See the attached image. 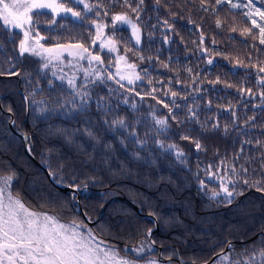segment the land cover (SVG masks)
Returning a JSON list of instances; mask_svg holds the SVG:
<instances>
[{
	"label": "trees",
	"instance_id": "1",
	"mask_svg": "<svg viewBox=\"0 0 264 264\" xmlns=\"http://www.w3.org/2000/svg\"><path fill=\"white\" fill-rule=\"evenodd\" d=\"M146 3L150 9L152 0H146ZM162 3L169 5V8L161 7V20L170 18L169 12L178 13L174 27L179 35L169 33L175 42L164 44L161 33L167 30L158 27L151 50L143 43L140 47L144 49L145 56L155 57L159 49L160 60L167 62L171 57L169 68L172 70L153 60L151 63L146 61L140 64L137 71L148 67L154 81L163 80L166 84L172 78L170 87L181 96L189 95L187 101L177 98V103L181 105L177 110L180 119L188 114L184 105L192 106L195 98L200 122L207 121L211 125L218 120L221 128L214 132L204 131L199 123L187 122L181 125L169 120L170 129L165 135L159 136L149 114L150 106H155L158 116L166 115L167 109L156 105L151 98L140 101L139 97H132L138 104L139 111L120 104L119 108H115L114 114L107 117L97 111L94 103L87 115L69 110L70 105L61 108L53 101L58 98L70 100L71 90L66 83L61 84L56 80L49 70H42L38 74L40 62L26 54L20 58L15 70L30 75L0 76V103L3 108L0 109V174L15 173L13 190L19 192L30 208L54 213L65 221H84L81 213L74 209L75 197L71 198L68 192L54 187L27 157L21 138L9 131V115L5 111L11 109L9 112L13 115V127L28 135L31 153L50 173L56 174L52 175L53 178L67 185L87 186L85 192L79 195V202L89 219L97 216L99 207L108 198L125 196L141 212L154 216L158 224V230L151 235L155 246L152 245L150 250L145 251V259H157V246H160L163 258L172 256L171 262L161 261V264H183L179 259L199 263L221 250L226 241L233 242L237 252L242 251L245 246H260L261 241H264V193L248 189L240 183L238 188L243 189L244 194L234 197L232 203L228 204L223 195L212 197V191L219 189V182L209 180L204 172L211 164L220 166V175H228L220 161L226 159L231 164L234 152L240 148L238 141L245 139L237 137L234 131L227 135L223 131V125H231L232 122L231 112L225 111L230 104L241 123L246 116L253 114H256L258 124L264 123V112L260 108L251 107L252 104L261 103L259 96H242L238 92L240 87L259 91L255 84V71L237 63L241 61L248 64L249 54L252 62L264 60V51H255L251 45L258 44V41H253L251 36L241 35L242 29L251 26L241 10L229 12L227 8L219 9L217 15L213 14L211 7L207 12L201 10L200 0H162ZM122 10L119 6L112 9ZM148 15L153 17L151 23H156L157 13L148 12L144 18L147 19ZM189 18L193 23L188 22ZM218 18L221 20L220 28L216 27ZM74 25L72 35L80 33L87 37L90 25L75 22ZM232 28L236 31H232ZM201 31L205 36L203 47L209 50L207 53L198 50ZM42 34L50 35L44 30ZM129 34L120 33L124 36ZM55 35L60 36L61 40L69 37V33L64 30ZM213 40L216 41L215 44L212 43ZM5 44L7 55L17 56L12 51L13 45L7 42ZM129 55L130 59L135 60V56ZM209 58L213 60L212 64L207 63ZM3 60L4 56L0 55V61ZM3 67L9 68L10 64L5 62ZM187 68L192 69L191 74L186 71ZM218 77L220 82L216 83ZM177 78L181 81L180 84L175 83ZM193 78H196L195 84ZM49 80L53 81L55 90L49 85ZM185 84L189 87H185ZM228 84L232 87H227ZM109 86L117 87L112 82H109ZM150 87L145 80L138 90ZM155 87L161 89V92L167 91V87L160 84H155ZM196 88L200 90L194 91ZM20 89L27 95V110ZM157 95L161 93L158 92ZM97 96H107V88L94 87L93 101ZM161 98L166 102L171 99L170 96L162 95ZM41 100L47 103H33ZM111 103L115 107V96ZM42 108L46 110L42 111ZM114 116L126 117L132 127L113 129L103 122L104 119L112 120ZM137 117L140 118V123L136 122ZM89 127L94 133L93 137L85 131ZM131 132H135L136 136L130 135ZM257 132L258 129L253 130V135ZM182 134L198 138L204 150L197 151L194 144L181 140ZM66 136L72 143L66 141ZM153 137L165 147L161 148ZM173 143L183 150L184 157L178 159L175 150L167 149V145ZM213 171H216L215 167ZM200 180L205 181L206 188L201 187ZM152 226L150 218L140 216L118 198L105 206L93 225H88L121 250L125 249L123 246H139V242L145 239L143 233ZM240 239L245 241L234 243ZM215 259L216 257L209 264Z\"/></svg>",
	"mask_w": 264,
	"mask_h": 264
},
{
	"label": "snow or ice",
	"instance_id": "2",
	"mask_svg": "<svg viewBox=\"0 0 264 264\" xmlns=\"http://www.w3.org/2000/svg\"><path fill=\"white\" fill-rule=\"evenodd\" d=\"M114 6H119L123 10L112 11ZM200 6L205 12L211 7L213 14L217 15L219 9L227 8L229 12L241 10L242 15L251 25L242 29L241 35L251 36L253 41H258V44L251 45L255 51L258 53L264 51L261 47L264 46V0H235V2L214 0V3H211V0H200ZM161 7L168 9L169 5L163 4L162 0H152L150 9L146 0H0V55L4 56V60L0 61V76L30 75L15 70L20 58L27 54L40 62L38 74L42 70L52 69V76L56 80L61 84L66 82L68 89L71 90V99L58 98L53 101L61 108L70 105L69 110L87 115L94 103L97 111L107 117L109 114H114L115 108H119L120 104L139 111V106L131 99L132 97H139L140 101L151 98L156 105H162L167 109L166 115L158 116L155 106H150L149 114L154 121L157 135L163 136L170 129L169 120L181 125L187 122L199 123L204 131H217L221 128L218 120L211 125L207 121L200 122L195 98L192 106L184 105L188 114L184 119H180L177 110L181 105L177 103V98L187 101L189 95L181 96L173 90L170 87L173 83L172 78H169L166 84L163 80L154 81L148 67L137 71L140 64L146 61L151 63L153 60L159 62L162 67L172 70L169 68L171 57L167 62L160 60L159 49L155 57L145 56L144 49L140 47L143 43L149 51L151 50L158 27L167 30L161 33L164 44L175 42L169 33L179 35L174 27L178 13L169 12L170 18L161 20L159 16ZM148 12L157 13L156 23H151L153 19L151 15H148L147 19L144 18ZM93 16L95 18H92ZM74 22L90 25L87 37L80 33L72 35ZM188 22L193 23L190 18ZM196 27L199 28V25ZM216 27H221L219 18L216 20ZM42 30L50 35L42 34ZM61 30L67 31L69 37L61 40L60 36L55 35ZM232 31L236 29L232 28ZM124 32L130 34L120 35ZM50 40L55 42L50 43ZM204 40L205 36L201 31L198 50L207 53L209 50L203 47ZM5 42L13 45L12 51L16 52L17 56L7 55ZM181 42L183 43V37ZM193 43L195 44L196 41ZM212 43L215 44L216 41L213 40ZM129 54L135 56V60L130 59ZM106 58H108L107 63H105ZM5 62L10 64L9 68L3 67ZM207 63L212 64L213 60L209 58ZM237 63L245 68L254 69L255 84L259 88L258 92H254L252 88L240 87L238 92L242 96H259L261 103L252 104L251 107L260 108L264 112V60L258 59L257 62H252L249 54L248 64L241 61ZM65 68L70 71L65 72ZM113 68L114 72L111 70ZM186 71L192 73L191 68H187ZM145 80L151 86L150 89L138 90ZM109 82L117 87L109 86ZM219 82L218 77L216 83ZM48 83L55 90L53 81L49 80ZM175 83L180 84L181 81L177 78ZM195 83L196 78H193V84ZM155 84L167 87V91L161 92ZM97 86L106 87L107 96H97L93 101V88ZM226 86L232 87L231 84ZM185 87L189 85L185 84ZM199 90V88L194 89L197 92ZM158 92L164 97L170 96V101L166 102L161 95H157ZM113 96L116 97L115 107L111 103ZM33 103L47 102L41 100ZM208 106H211V101L208 102ZM225 111L231 112L232 122L231 125H223L224 133L227 135L234 131L237 137L242 136L245 139L238 141L240 148L234 152L231 164L226 159L220 161L228 175L219 174V165L209 164L204 172L209 180L219 181V191L213 190L212 197L215 198L222 193L226 203L231 204L234 197L244 194V190L238 188L240 183L248 189L264 193V139H262L264 123H257L256 114L246 116L241 123L231 104ZM103 122L113 129L132 127L123 116H114L112 120L104 119ZM136 122H141L139 117L136 118ZM257 129V134L253 135V130ZM85 131L90 137L94 136L90 127ZM130 135L136 136V133L131 132ZM65 138L68 143H72L69 137ZM153 139L161 148L165 147L156 137ZM180 139L194 144L197 151L204 150L198 138L182 134ZM167 149L175 150L178 159L185 155L177 144H168ZM214 167L216 171H213ZM50 174L56 175L54 172ZM15 178L14 172L0 174V264H141L142 260L144 264H161L156 258L145 260L143 256L145 251L150 250L155 244L154 240L148 239L152 235L151 228L143 233L145 239L139 242V246H126L121 250L102 235H98L96 230L89 228L82 220L73 219L65 223L61 222V217L58 215H52L42 209L30 208L19 192L13 190ZM200 185L202 188L207 187L204 180H200ZM68 187L78 188L79 185L69 184ZM225 246L228 251L222 247L220 252L215 254L216 259L212 264H264V241H261L260 246L255 244L251 248L245 246L240 252L236 251L231 241H226ZM166 259L171 262L172 256ZM204 264H208V261Z\"/></svg>",
	"mask_w": 264,
	"mask_h": 264
},
{
	"label": "water",
	"instance_id": "3",
	"mask_svg": "<svg viewBox=\"0 0 264 264\" xmlns=\"http://www.w3.org/2000/svg\"><path fill=\"white\" fill-rule=\"evenodd\" d=\"M20 91L22 92L23 94V99H24V102H25V105H26V110H27V107H28V98H27V95L25 94V92L20 89ZM0 109L3 110L2 108V105L0 103ZM6 114L9 115V119H8V122H7V127L9 129V131L11 133H14L15 135H17L18 137L21 138L22 140V148H23V151L25 152V154L27 155V157L46 175L47 179L49 180V182L54 186L56 187L57 189L63 191V192H69L71 198L73 196H75V204H76V207L74 208L76 211L80 212L83 219L85 220V222L88 224V225H92L95 223V221L101 216L105 206L111 201L113 200V198H118L124 202H126L129 206H131L140 216L142 217H148L150 219H152L153 221V226L151 227L152 229V232L154 231H157L158 230V225H157V221L155 219L154 216H152L151 214H148V213H142L141 210L139 209V207L137 205H135L133 202H131L130 200H128L125 196H112L110 198H108L98 209V214L97 216L94 218V219H89L86 215V213L83 211L80 203H79V194L80 193H83L87 186H83V187H68L67 184H64V183H61L57 180H55L53 178V176L50 174L49 170L43 166L35 157L34 155L31 153V150H30V147H29V144H28V135L27 134H23L19 131H17L14 127H13V122H14V119H13V115L9 112V111H5ZM260 233V232H258ZM252 238V237H251ZM148 239L152 240L151 237H149ZM244 240H237L236 242H243ZM155 245V244H154ZM224 250L226 251L227 250V247L224 246ZM220 252L217 251L216 253ZM214 253L208 260V263L215 257V254ZM157 257L158 259L160 260H163V261H168L166 258H162L161 257V247H157ZM205 261L203 262H200V263H197V264H204ZM183 263L185 264H195V262L191 261V262H187V261H183Z\"/></svg>",
	"mask_w": 264,
	"mask_h": 264
},
{
	"label": "rangeland",
	"instance_id": "4",
	"mask_svg": "<svg viewBox=\"0 0 264 264\" xmlns=\"http://www.w3.org/2000/svg\"><path fill=\"white\" fill-rule=\"evenodd\" d=\"M50 72H51V74H52V69H48ZM113 72L115 71V69L113 68V69H111ZM70 70L68 69V68H65V72H69ZM78 75H81L82 76V74H78ZM80 81H78V83H79ZM66 83V82H65ZM219 182V181H218ZM218 185H219V183H218ZM217 191H219V189L217 190ZM221 195H223L222 193H221ZM115 196H117V195H115ZM119 196V195H118ZM122 196V195H121ZM129 200V199H128ZM74 205V204H73ZM50 214H52V215H56V214H54V213H50ZM61 222H69V221H65V220H62L61 219ZM126 246H123V248H125ZM129 247V246H128ZM228 250V249H227ZM226 250V251H227ZM151 258H153V257H149V258H147V259H151ZM147 259H145V260H147ZM141 264H144V261L142 260L141 261Z\"/></svg>",
	"mask_w": 264,
	"mask_h": 264
},
{
	"label": "bare ground",
	"instance_id": "5",
	"mask_svg": "<svg viewBox=\"0 0 264 264\" xmlns=\"http://www.w3.org/2000/svg\"><path fill=\"white\" fill-rule=\"evenodd\" d=\"M98 219H99V218H98ZM98 219H97V220H98Z\"/></svg>",
	"mask_w": 264,
	"mask_h": 264
}]
</instances>
